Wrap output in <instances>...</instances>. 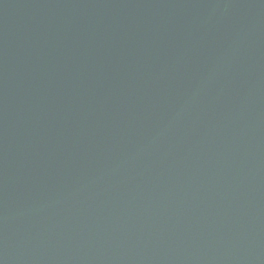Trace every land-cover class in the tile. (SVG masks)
Masks as SVG:
<instances>
[{
  "label": "water",
  "instance_id": "1",
  "mask_svg": "<svg viewBox=\"0 0 264 264\" xmlns=\"http://www.w3.org/2000/svg\"><path fill=\"white\" fill-rule=\"evenodd\" d=\"M0 264H264V0H0Z\"/></svg>",
  "mask_w": 264,
  "mask_h": 264
}]
</instances>
